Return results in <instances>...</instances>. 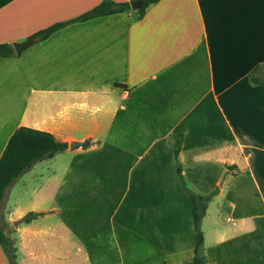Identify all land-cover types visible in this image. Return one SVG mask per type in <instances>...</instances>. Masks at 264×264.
<instances>
[{"label": "crops", "instance_id": "1", "mask_svg": "<svg viewBox=\"0 0 264 264\" xmlns=\"http://www.w3.org/2000/svg\"><path fill=\"white\" fill-rule=\"evenodd\" d=\"M100 2L0 0V43L26 41ZM263 63L264 0H159L142 18L130 9L69 24L0 58V156L16 129L47 132L68 144L61 153L128 165L135 196L170 203L172 213L152 223H86L91 239L76 223V236L94 243L91 254L78 247V264L187 262L196 236L177 167L192 193H213L201 220L205 264H264V83L250 80ZM40 162L24 175L42 179L29 208L42 214L23 221L27 210L12 212L6 192L0 223H17L27 264H68L56 242L63 222L34 223L50 213L41 205L53 175L36 174Z\"/></svg>", "mask_w": 264, "mask_h": 264}, {"label": "rangeland", "instance_id": "2", "mask_svg": "<svg viewBox=\"0 0 264 264\" xmlns=\"http://www.w3.org/2000/svg\"><path fill=\"white\" fill-rule=\"evenodd\" d=\"M100 139L105 140L106 137H101ZM107 151H110V148ZM86 157L65 152L57 154L52 159L40 162L34 168V172L43 175L44 178L53 175L50 182L51 196L44 205H41L50 211L49 216L38 218L34 223H45L46 225L55 226L59 225V222H63V235L58 230L62 237L56 242L62 246L58 254L68 264L81 262L77 253L78 247L84 252L89 251L91 254L94 244L82 241L76 236V223H78L80 232H83L85 237L91 239V228L85 227L86 223H101L102 227L105 223H141L143 218L148 223H152L155 215L158 218L170 215L173 210L172 207L168 208L165 205L170 204L165 200V197L162 199V197L135 196L132 192V190L134 191L133 185L126 178L128 165L124 169L122 163L109 164L105 160L92 162L91 157ZM178 169L179 167L176 168L175 172L179 184L184 191L185 189L191 191L188 180L183 177L181 180ZM41 182L40 176L34 177L32 174H23L11 185L7 190L9 193L7 204L12 212L16 206L27 210L23 217L30 212L32 191L37 189ZM130 187L132 190H130ZM160 205H165V208L161 210ZM0 217H5L3 211L0 212ZM0 224L4 227L5 234L11 239L15 240L16 237L18 238L17 234H14V227L17 223ZM102 237L103 234H98L97 236L99 239ZM52 241L55 242L54 240ZM56 242L49 244L55 247ZM113 249H108L106 254L111 257L114 253ZM24 255L26 256L25 253ZM24 255L18 250L16 252L17 258L12 264H27ZM37 262L38 264H44L43 259ZM52 262V260H49L48 264ZM8 264L11 263L8 261Z\"/></svg>", "mask_w": 264, "mask_h": 264}, {"label": "trees", "instance_id": "3", "mask_svg": "<svg viewBox=\"0 0 264 264\" xmlns=\"http://www.w3.org/2000/svg\"><path fill=\"white\" fill-rule=\"evenodd\" d=\"M159 0H140V6L136 9L138 18H142L146 9ZM131 9L129 2H113L111 0H101L92 9L68 21L55 23L45 29H41L27 37L28 40L41 41L49 37L55 31L75 22H85L93 18L122 13ZM14 49L10 43H0V58L13 56ZM264 63L255 67L250 75L253 83H264ZM118 86V85H117ZM68 148L66 142L58 141L52 134L26 127L16 129L9 137L7 144L0 156V208L5 197V193L17 179L29 171L36 163L53 158L56 154ZM177 151H175V156ZM181 177V176H180ZM182 180V177H181ZM191 201V218L195 231V246L192 257L184 264H205L203 256V233L201 231V220L205 214L207 204L212 194H195L185 189ZM42 213L29 212L23 217V221L28 222ZM0 248L6 259L12 264L16 260L17 248L15 242L4 232V227L0 224Z\"/></svg>", "mask_w": 264, "mask_h": 264}, {"label": "water", "instance_id": "4", "mask_svg": "<svg viewBox=\"0 0 264 264\" xmlns=\"http://www.w3.org/2000/svg\"><path fill=\"white\" fill-rule=\"evenodd\" d=\"M130 7L132 10H136L140 6V0H132L129 2ZM33 43V40H26L19 43H13V49L16 54H20L24 49H26L28 46H30ZM88 145V141H80V142H71L69 143V148L71 150L76 149L78 147L86 146ZM180 172V169H178V173Z\"/></svg>", "mask_w": 264, "mask_h": 264}]
</instances>
